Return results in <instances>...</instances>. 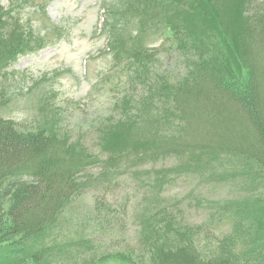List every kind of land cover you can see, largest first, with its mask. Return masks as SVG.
<instances>
[{
  "label": "trees",
  "instance_id": "obj_1",
  "mask_svg": "<svg viewBox=\"0 0 264 264\" xmlns=\"http://www.w3.org/2000/svg\"><path fill=\"white\" fill-rule=\"evenodd\" d=\"M112 1L108 44L114 66L129 68V89L100 125L99 150L50 123L22 126L0 112V264H264V0ZM164 4L172 13L164 42L185 61L177 79L155 68L146 43L163 24ZM211 35L217 46L204 42ZM44 41L40 26L0 1V110L10 69ZM140 168L149 170L135 214L140 244L86 258L95 242L89 229L125 230L127 184ZM189 173L243 180L245 192L206 198L205 218L192 221L162 197ZM119 190L129 194L124 201L107 199ZM88 192L102 194L93 209L78 220L66 215ZM71 223L75 232L64 234Z\"/></svg>",
  "mask_w": 264,
  "mask_h": 264
},
{
  "label": "rangeland",
  "instance_id": "obj_2",
  "mask_svg": "<svg viewBox=\"0 0 264 264\" xmlns=\"http://www.w3.org/2000/svg\"><path fill=\"white\" fill-rule=\"evenodd\" d=\"M0 1L6 8L19 10L27 26H40L42 36L47 39V43L44 41L39 49L34 46L33 51L21 55L10 69L8 102L1 108V115L18 121L22 126L50 123L54 131L61 132L59 135L66 134L73 140H82L99 150L100 125L114 114L116 103L127 95L129 89V68L124 64L118 68L114 66L113 53L108 44L110 26L115 24L114 14L109 10L112 0ZM176 1L184 3V0ZM166 7L164 4L157 8L163 24L149 33L146 43L156 50L159 60L155 68L177 79L185 73V61L178 49L172 48L169 41L164 42L169 33L165 25L168 24V16L172 15L171 12L166 13ZM151 28L147 24L144 30L150 31ZM212 37L214 35L205 38L204 42L217 46L218 39L213 40ZM130 87V92L138 93L135 86ZM148 167L155 171L152 165ZM141 171L142 175L129 176L127 184L132 207L130 216L126 218L128 227L125 230L115 228L111 233L89 229L87 234L90 233L88 236H92L95 242L93 252H83L86 258L127 251L140 244V228L135 214L139 215L142 210L144 196L140 189L147 177L144 172L149 170L145 168ZM245 187L243 180L221 181L219 177L189 173L168 187L162 197H166L173 205L179 203L180 209L175 206L176 212L192 221H200L207 214L202 207L206 202L203 200L235 197L245 192ZM97 193L102 195L100 192L85 194L77 210L70 208L66 215L78 220V216L91 211ZM128 196L127 192L119 190L116 196L108 195L107 199L119 204ZM157 199L160 202L161 197ZM73 224L64 225V234L75 232ZM94 264L128 263L112 258Z\"/></svg>",
  "mask_w": 264,
  "mask_h": 264
}]
</instances>
